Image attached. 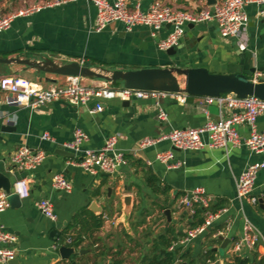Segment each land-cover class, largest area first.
Segmentation results:
<instances>
[{
    "label": "crops",
    "instance_id": "crops-1",
    "mask_svg": "<svg viewBox=\"0 0 264 264\" xmlns=\"http://www.w3.org/2000/svg\"><path fill=\"white\" fill-rule=\"evenodd\" d=\"M153 1L131 0V4L139 2L145 10ZM165 1L181 9H195L201 3L200 0ZM24 2L27 3L26 0ZM6 4L7 0H0V17L4 15ZM246 9L250 20L240 36L222 37L215 21L197 23L193 27L187 26L186 34L179 43L184 47L177 54L169 55L157 46L169 27L153 37L147 27L137 26L128 31L122 22L115 21L96 32L92 28L96 7L85 0L71 1L15 18L8 29L0 32V55L31 59L45 55L58 62L85 59L94 66L124 70L175 65L183 68L203 66L217 73H243L256 68L252 78L258 79L264 77V5L250 4ZM22 72L44 87L66 82L63 75L38 73L34 68L16 63H0V78ZM101 81L97 78L83 79L88 85L101 84ZM181 96L186 97L183 93ZM11 98L10 93L0 89V165L6 169L12 153L21 145L41 148L47 153L45 160L35 169L8 173L14 181L24 178L29 181V195L22 197L18 194V201L0 214L5 230L15 237L11 244L16 250L14 264H71L70 259L61 257L59 240L51 238L50 233L57 228L62 235L65 226L83 208H87L91 216H101L103 225L93 235L94 239H98L94 245L97 249L89 246L91 239L81 242L79 249L89 251L77 255L75 260L78 264L101 251L104 253L100 262L121 259V264H149L154 254V239L165 233L168 227L176 233H183L179 236L181 239L188 230L207 219L203 209L201 216L204 221L193 226L197 219L195 212L179 205V197L198 186L204 187L213 197L212 211L222 207L228 210L215 218L187 246L177 245L174 249H190L189 257L180 261L194 259L196 263L211 264L219 260L220 252H215V260H207V251L213 247L220 248L224 239L229 238L223 264H235V259L228 260L226 256L232 241L242 234L243 218L241 205L236 199V178L249 163L263 160L264 152L254 153L243 142L228 151L210 147L198 151L175 149V160L183 164L179 168H167L155 156L158 151L171 147L168 140H161L147 148L139 146L144 137L156 138L174 128L198 127L207 120L219 119L220 115L228 116L226 105L220 108L217 103L203 104V97H196L193 101H187V98L183 101L178 96L165 97L161 105L168 119L161 120L158 118V106L151 99L102 98L98 101L104 109L92 113L90 110L96 100L88 105H74L65 99H57L31 109L16 106ZM257 126L264 129V114L258 117ZM77 127L88 134L89 140L85 145L93 149L101 148L109 136L121 135L117 151L122 153L125 162L117 171L91 175L80 166L69 163L74 157L59 153L67 150L62 143L72 139ZM236 129L242 138L249 136L251 131L245 124L237 125ZM44 132L50 133L54 141L43 139L41 135ZM57 172H64L71 179V192L53 188L52 177ZM150 174L167 187L166 193L153 190L147 182ZM15 188L21 189V183L16 182ZM253 192L263 202L259 200L258 205H253L245 201L243 209L264 233L263 169L257 174ZM126 194L133 196L129 227L121 221L122 197ZM40 198H49L54 203L57 221L49 220L38 209L36 201ZM91 201L103 207L102 213L89 208ZM167 209L171 211V220L165 214ZM144 229L148 232L142 240L141 230ZM142 242L144 251H136ZM174 249L169 248L170 251ZM240 258L254 264L263 259L264 254L257 249L245 250Z\"/></svg>",
    "mask_w": 264,
    "mask_h": 264
},
{
    "label": "built area",
    "instance_id": "built-area-1",
    "mask_svg": "<svg viewBox=\"0 0 264 264\" xmlns=\"http://www.w3.org/2000/svg\"><path fill=\"white\" fill-rule=\"evenodd\" d=\"M71 1L79 0H41L33 4H26L22 8L0 17V32L8 29L12 21L19 16H27L44 7L63 5ZM85 1L96 7V17L92 27L96 32L102 31L112 22L120 21L128 31L137 26L147 27L151 36L154 37L169 24L168 33L157 43L158 48L162 51L178 46L190 23L215 21L222 37H238L249 24L250 19L246 7L250 4L264 5V0H216L213 4H208L207 0H200L198 8L181 9L165 0H154L147 9L143 10L139 2L132 5L131 0ZM78 61L81 64L86 62L85 59ZM83 79L81 76H66L64 84L44 87L40 83L19 75H5L0 78V89L10 93L12 103L16 106L31 109L40 108L57 99H65L74 105H88L91 101L96 100L90 110L95 113L104 109L98 99H151L158 106V118L161 120L168 119V114L161 105L163 98L178 96L183 101L186 99L185 96H181V93L128 88L123 85L115 86L106 80H102L101 84L88 85L83 82ZM254 79L257 80V77ZM201 103H217L220 108L226 105L229 115H220L217 120H207L198 127L174 128L160 137H144L139 142V146L147 148L161 140H168L171 147L158 151L155 156L156 160L167 168H179L183 164V162L175 160V149L198 151L210 147L228 151L232 146L243 142L254 153L264 152V129H259L257 126L258 117L264 114V99L253 95L240 97L234 93H227L218 97L203 96ZM241 124L250 127L249 136L241 137L236 129V126ZM41 137L54 141L48 132H44ZM120 137V134L111 135L101 148L93 149L85 145L89 140L88 134L82 128L77 127L73 132L72 139L64 141L62 147L75 154V159H71L69 163L80 166L86 173L91 175L101 172L114 173L125 162L122 153L117 151V142ZM46 156V151L41 148L21 145L12 153L10 164L7 166L8 171L15 174L19 171L33 170L45 160ZM148 163L151 162L148 161ZM262 169L264 170V159L249 163L236 178V199L241 205L240 213L243 218V226L240 237L231 243L226 256L228 260L243 256L245 250L257 249L264 254V233L243 209L245 201H249L253 205L259 203V196L255 195L253 191L257 174ZM16 182L21 183L22 188H15V191L22 197H27L29 181L24 178ZM52 186L54 189L64 192H71L73 189L71 179L64 172H57L53 175ZM178 201L180 206L188 208L191 212H195L198 207L204 209L207 219L203 224L188 230L185 236L172 244L170 249H174L177 245L187 246L193 238L203 233L215 218L220 217L228 210L227 207H222L216 212L212 211L210 208L214 199L202 186L184 192ZM9 206V196L0 190V214ZM36 206L49 220H58L54 203L49 198L38 199ZM223 233L224 231L219 234ZM14 240L15 237L5 230L0 219V264H9V261L16 257V250L11 246ZM179 262L180 259L172 264Z\"/></svg>",
    "mask_w": 264,
    "mask_h": 264
},
{
    "label": "water",
    "instance_id": "water-1",
    "mask_svg": "<svg viewBox=\"0 0 264 264\" xmlns=\"http://www.w3.org/2000/svg\"><path fill=\"white\" fill-rule=\"evenodd\" d=\"M208 4H213L216 0H207ZM170 25L168 24L167 27ZM189 27H193L194 23H190ZM184 45L180 44L171 47L166 52L169 55H175ZM0 63L3 64H20L37 70L38 73L45 72L63 76H81L89 79H102L111 82L113 85L117 82L122 83L128 88L159 90L174 93H183L186 95L187 101H193L196 97L214 96L218 97L227 93H234L240 97L253 95L264 99V77L257 80L252 78V74L256 72V68H250L249 72H230L217 73L211 72L207 67H179V66H150L138 69H108L105 67L94 66L90 62L81 64L79 61L58 62L52 57L41 56L39 59L7 57L0 55ZM180 75L184 79L179 78ZM62 155L75 157L71 151H60ZM7 170V172H5ZM8 167L5 169L0 165V190L9 196L10 204L13 205L19 199L18 193L15 191L14 179L8 174ZM109 174V173H105ZM123 214L121 221L127 226L133 212V196L126 194L122 197ZM263 202V199H260ZM89 208L97 213H102L103 207H98L94 201H91ZM165 214L168 220H171V211L167 209ZM51 238L58 241L61 236V230L55 228L50 233ZM222 238V237H220ZM229 238L224 239L220 248H211L214 252H220V258L214 264L224 263L225 245ZM81 240H76L71 245H61L59 253L63 259H72L74 256L82 255L89 249H79ZM194 260V259H193ZM16 263V259L9 261V264ZM73 264H77L73 260ZM178 264H189L187 261H180ZM195 264H201L196 263Z\"/></svg>",
    "mask_w": 264,
    "mask_h": 264
},
{
    "label": "trees",
    "instance_id": "trees-1",
    "mask_svg": "<svg viewBox=\"0 0 264 264\" xmlns=\"http://www.w3.org/2000/svg\"><path fill=\"white\" fill-rule=\"evenodd\" d=\"M114 85H122V83L117 82ZM148 184L153 188L154 191L166 193L167 187L161 185V181L153 174H150L147 177ZM203 209L196 208L195 210V218L197 219L192 223L193 226H197L204 221V217L201 216L203 213ZM90 218V219H88ZM103 225V218L101 216H91L90 211L87 208L81 209L79 212L75 214L72 221L68 223L63 229V233L58 241L59 245H71L76 240L84 241L86 239L89 241V246H94L97 243L98 239H94V232L97 231ZM183 235V233H176L175 230L171 227L167 228V231L163 234H160L158 237L154 239V254L151 257L149 264H172L174 261L181 259L186 260L189 257L190 249L186 251H182L179 247L174 249V251H170L169 248L172 246L174 242L179 239V236ZM95 247V246H94ZM95 249H97L95 247ZM104 252L95 253L94 257L86 258L81 262V264H121V259H114L113 261L100 262V256ZM207 260H215V252L210 249L205 254ZM77 256H74L70 259L71 264H73V260H75ZM84 259V258H83ZM190 264H195V261L191 259ZM235 264H250L249 260L246 258H235ZM78 264V263H77ZM254 264H264V258Z\"/></svg>",
    "mask_w": 264,
    "mask_h": 264
},
{
    "label": "rangeland",
    "instance_id": "rangeland-1",
    "mask_svg": "<svg viewBox=\"0 0 264 264\" xmlns=\"http://www.w3.org/2000/svg\"><path fill=\"white\" fill-rule=\"evenodd\" d=\"M25 0H7V4L6 6L4 7L5 10H3V14H8V13H11L13 11H16L17 9H20L22 8L23 6H25L26 4H33L35 2H38V1H41V0H26V2H24ZM98 66V65H96ZM100 67H104V66H100ZM24 68V67H23ZM106 68V67H105ZM19 76H22V77H25V78H28L23 72L19 75ZM179 78L181 80L184 79V76L183 75H180ZM29 79V78H28ZM31 80V79H30ZM129 227V223H128V226ZM148 232L147 229H144V230H141V239L143 240L142 236ZM144 242L140 243V247L136 248V251L140 252V251H144L143 248H144ZM140 248V249H139Z\"/></svg>",
    "mask_w": 264,
    "mask_h": 264
}]
</instances>
